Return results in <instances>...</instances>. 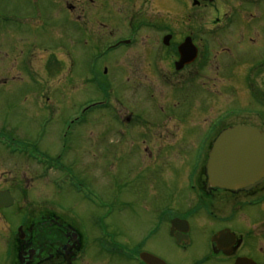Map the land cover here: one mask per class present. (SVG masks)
Returning <instances> with one entry per match:
<instances>
[{"label": "flooded vegetation", "instance_id": "af4514ba", "mask_svg": "<svg viewBox=\"0 0 264 264\" xmlns=\"http://www.w3.org/2000/svg\"><path fill=\"white\" fill-rule=\"evenodd\" d=\"M57 11L58 15H66L63 28H69L70 36L65 37L75 48L93 46L96 50L91 55H98L95 60L119 47L124 52L138 48L140 52L136 59L141 73L153 75L159 84L169 85L167 102L154 101L155 84L141 83L143 85L134 92L151 91L153 96L149 106L140 104L135 106L136 111L126 107L116 111L120 127L140 144L131 153L141 164L139 172L144 175V194L138 198L149 203L152 231L162 224L167 225L174 244H189V225L184 217L172 215L170 195L164 198L165 205L159 211L158 184L153 170L156 158L163 150L153 148L159 138L157 129H160V123L154 120L150 111L172 103L177 109L167 120L176 123L179 130L173 134L174 138L180 139L179 142L197 138L199 151L204 156L202 164L196 165L193 184L188 183V188L197 191L196 200L207 205L210 214L220 221V227L212 235L220 236L216 243L210 241L211 257L229 259L234 264L238 258L252 260L245 253L254 251V248L264 255V181L246 191H227L208 186L204 170L209 147L224 130L249 126L264 132V0H63ZM111 40L113 43L110 44ZM183 43L186 44L185 57L179 65L178 48ZM64 54L71 67L84 55L79 54L73 60L68 53ZM55 55L45 59L46 74L53 67L50 60L55 59L53 62L57 66L62 63ZM83 59L82 65H85ZM111 64L105 61L101 70L91 66L88 72L94 79L99 74L105 77ZM127 67L128 64H122V71L127 73ZM121 90L126 92L123 88ZM160 97L166 99L164 95ZM143 100H148L146 94H141L138 101ZM39 108L50 119L57 118L61 109L57 102L50 101H42ZM139 119H144L142 123L149 124L151 130L137 129ZM76 121L77 118L68 120L66 131ZM131 124L136 127L133 128L136 132H128ZM62 149L66 153L54 157L35 149V154H21L34 166H22V185H11L17 192L18 203L10 188H0L1 191L7 190L12 197V204L7 208L17 204L18 212L23 215L10 243L12 264H98L88 261L90 245L95 249H110L107 234L100 232L90 237L82 233L77 221H69L58 214L54 205L42 201L34 193V188L41 186L42 171L47 168L61 173L63 169L74 170L81 166L82 177L89 176L86 168L92 166L95 155L93 135L71 137L70 143L64 144ZM112 151L116 158L121 157L120 149ZM42 160L53 164L42 165ZM30 168L38 175L30 172ZM50 183L53 191L54 184ZM211 205L216 206L215 212ZM245 209L253 216L259 213L262 219L254 221L248 216L246 228L235 232L228 226L229 220ZM175 219L178 221L172 226ZM141 254L155 257L140 247L136 254L140 264H146L139 257Z\"/></svg>", "mask_w": 264, "mask_h": 264}, {"label": "rangeland", "instance_id": "374dc122", "mask_svg": "<svg viewBox=\"0 0 264 264\" xmlns=\"http://www.w3.org/2000/svg\"><path fill=\"white\" fill-rule=\"evenodd\" d=\"M62 1L0 0V188H10L17 202V192L11 185L21 186L23 167L34 166L21 157L22 153L26 156L35 154V149L54 157L66 153L62 146L69 144L71 137L89 133L94 137L95 149L92 166L86 168L89 176L82 177L81 166L74 170L63 169L61 173L47 168L42 171V181H38L41 186L34 188V193L42 201L54 205L58 214L69 221H77L82 233L90 237L100 232L107 234L110 249H95L90 245L88 261L140 264L136 254L143 247L166 264H232V260L211 257L210 238L220 227V221L210 214L207 205L205 207L196 200L197 191L188 188V183L193 184L196 165L202 164L204 156L199 151L197 138L181 142L174 138L173 134L179 130L176 123L167 120L177 109L172 103L150 111L154 120L160 123L159 138L153 148L163 150L156 158L153 170L158 184L159 211L165 205L164 198L170 195L172 215L184 217L189 225V244H174L167 225L162 224L152 231L149 203L138 198L144 194V175L139 172L141 164L131 153L140 144L120 127L116 111L124 107L136 111L135 106L140 104L149 106L153 96L151 91L141 93L148 99L141 103L138 101L141 94L134 92L137 91L135 88L149 82L156 85L154 101L167 102L169 85L159 84L153 75L141 73L136 59L140 52L138 48L124 52L119 47L97 60L98 55H91L96 50L93 46L75 48L65 37L70 36L69 28H63L66 15H58ZM159 5L163 4L159 2ZM80 52L84 55L71 67L64 53L74 60ZM53 54H57L56 59L62 63L57 66L53 62L55 59L50 60L53 67L46 74L45 59ZM82 59L85 65H82ZM105 61L112 62L111 68L106 66V76L91 77L88 69L91 66L100 68ZM122 64H128L127 73L122 71ZM42 101L58 103L61 109L57 118L50 119L42 113L39 108ZM73 106L76 108L70 109ZM73 118L77 121L66 131L68 120ZM142 122L144 119H139L137 129L150 131L151 126ZM128 128V132H136L132 124ZM114 148L121 150V157L116 158ZM88 154L91 155V151ZM44 164L53 162L42 160ZM50 182L54 184V192ZM211 207L215 212L216 206ZM248 216L254 221L262 219L259 213L253 216L245 209L229 220L228 226L239 232L246 228ZM22 221L23 215L18 212L17 204L0 209V264H12L10 243ZM245 254L256 264H264V255L257 248Z\"/></svg>", "mask_w": 264, "mask_h": 264}, {"label": "water", "instance_id": "95a60500", "mask_svg": "<svg viewBox=\"0 0 264 264\" xmlns=\"http://www.w3.org/2000/svg\"><path fill=\"white\" fill-rule=\"evenodd\" d=\"M185 49V43L178 48L179 65L184 62ZM205 176L208 186L227 191H246L264 181V132L247 126H235L221 132L211 143ZM11 203L9 194L0 192V208L8 207ZM177 221L173 220L172 226ZM219 236L216 235L211 241L216 243ZM139 257L146 264H164L148 254ZM234 264L254 263L249 259L238 258Z\"/></svg>", "mask_w": 264, "mask_h": 264}]
</instances>
